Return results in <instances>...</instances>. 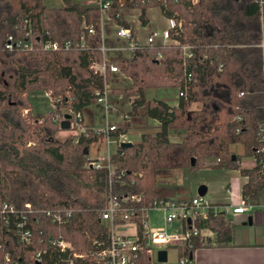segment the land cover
Returning <instances> with one entry per match:
<instances>
[{
    "label": "trees",
    "instance_id": "1",
    "mask_svg": "<svg viewBox=\"0 0 264 264\" xmlns=\"http://www.w3.org/2000/svg\"><path fill=\"white\" fill-rule=\"evenodd\" d=\"M113 1L117 7L119 0ZM62 2L52 8L43 0H0V210L3 204L13 206L17 214L25 213L26 225L36 236H61L83 252L96 236L106 234L98 216L109 195L139 194L146 202L161 199L162 179L203 167L208 157L218 160L217 167L238 169L247 177L241 197L250 207L257 206L264 192L259 141L264 122V31L254 0L170 2L164 14L181 21V31L172 30L171 37L190 46L192 56L185 59L179 47H144L109 59L105 77L91 69L92 60L102 58L98 10L72 0ZM89 26L96 29L95 35L87 34ZM82 35L85 50L3 49L8 37L61 44L78 42ZM109 65L120 73L111 74ZM105 85L111 88L109 103L115 112L126 116L113 123L116 129L108 138L139 132L140 139L128 148L116 145L108 163L96 170L90 166L88 147L104 136L96 133L94 124L85 123V116ZM148 91H171L178 101L173 105L148 98ZM43 92L59 98L56 109L35 113L30 97ZM126 105L128 110H123ZM69 108L81 115L85 133L60 139L53 119ZM171 135L180 139L171 141ZM233 146H240V154ZM241 158H252L253 167L239 168ZM107 164L114 177L109 178ZM26 205L32 214L25 212ZM58 211L72 212L67 225L51 224L47 212ZM20 221L21 214L7 212L0 219V258L9 254L20 264H35L34 244L19 243L13 233ZM233 231L232 218L223 212L212 214L207 233L179 247L178 255L190 258L197 248L228 246Z\"/></svg>",
    "mask_w": 264,
    "mask_h": 264
},
{
    "label": "built area",
    "instance_id": "2",
    "mask_svg": "<svg viewBox=\"0 0 264 264\" xmlns=\"http://www.w3.org/2000/svg\"><path fill=\"white\" fill-rule=\"evenodd\" d=\"M182 0H119V5H115L113 0H79L77 3L82 6H93L99 12L98 33L100 35V61L92 60L91 69L103 77L106 76V69L109 63L107 52L122 51L126 55L136 50L158 45L160 47H179L183 57L188 59L192 56L190 46L181 45L177 39L171 37V31L176 34L181 31V21L174 16L165 15L170 2L178 3ZM190 5H197L199 0H187ZM260 12L261 32L264 31V0H254ZM159 10L163 18L170 24L167 29L161 32L151 31L145 36L141 32L149 23L147 11ZM109 26L114 31L113 39L122 42L123 46L118 48H108L106 46L105 28ZM87 34L95 35L96 29L93 26L85 27ZM110 30V32H111ZM262 49L264 44L261 45ZM72 48L87 49L83 35L78 42L66 41L61 44L46 41L43 43H32L27 40H14L8 37L3 43V49L8 52H33L37 49L44 52L68 51ZM159 59V57L157 58ZM110 73H120L119 68L109 65ZM264 73V69H263ZM264 86V84H263ZM48 104L49 110L56 109L59 98L53 97L49 92L42 94ZM179 97H183L180 92ZM96 104L103 106L106 114L115 111L109 103V86L105 85L100 93H96ZM264 109V101H263ZM26 113V112H25ZM65 115H69V127L75 125L79 128V134L85 133L82 126V117L79 113H74L70 108L62 112V116H56L53 121L60 129L61 122L65 121ZM126 118V116H124ZM114 124L107 123L103 129L94 130L104 136L108 145L120 146L123 143H130L127 135H119L117 140H110L108 134L115 131ZM259 141L264 154V122L259 127ZM106 159H95L90 163L91 168L100 170L104 168L103 163H108ZM218 162V160H217ZM109 178L114 177L115 172L109 164ZM245 182L247 177H243ZM250 206L241 197L232 205L215 206L205 197L196 195L188 200L179 199H154L145 201L142 195L114 196L109 195L107 203L98 216V221L105 225L106 234L96 236L90 243V247L83 251H75L72 244L61 236L42 234L36 236L34 228L27 227L25 213L22 221L14 224L13 233L18 242L30 246L34 244L35 252L32 260L35 264H152V249L157 251L174 248L178 252L179 247L188 245L189 241L200 235V226L208 221L212 214L223 212L225 216L232 218L235 215L244 214ZM151 211L162 214L163 228H150L148 217ZM17 217V212L13 206L3 204L0 210V219L5 213ZM25 212L32 214L29 205L25 206ZM52 225L64 226L69 223L72 217L71 211L47 212ZM4 220V219H3ZM190 223H187V222ZM37 222V221H35ZM8 226V224H6ZM131 226L134 231L130 234L118 232L119 228ZM1 230V229H0ZM168 263V262H167ZM0 264H20L19 259L12 258L6 254L0 258ZM22 264V263H21ZM176 264H191L188 256L177 257Z\"/></svg>",
    "mask_w": 264,
    "mask_h": 264
},
{
    "label": "rangeland",
    "instance_id": "3",
    "mask_svg": "<svg viewBox=\"0 0 264 264\" xmlns=\"http://www.w3.org/2000/svg\"><path fill=\"white\" fill-rule=\"evenodd\" d=\"M72 1L78 2L79 0H72ZM43 2L47 7H52V8L60 7L63 4L62 0H43ZM147 16H148L149 23L147 24L146 28H144V30L141 32L143 36H145L148 32H151V31L161 32L167 29V27L170 25L163 18L159 10H155L152 12L147 11ZM110 30L111 28L109 26L105 28V36L107 39L111 40L114 36V31L111 30L110 32ZM263 55H264V48H263ZM113 79L114 78H110V80H113ZM111 86L112 85L110 83V87ZM109 89L111 90V88ZM43 93H35L31 95L30 97L31 101L33 100V103L35 102V99L37 101V106L33 107L34 111L37 110V107L39 105L42 107L46 105L45 103H43V100H42ZM109 95H110V92H109ZM146 95L148 98H156L159 100L166 101L169 104H175L178 101V99H176L177 96L174 95L173 92L171 91L170 92L169 91H148ZM113 98L115 97L113 96ZM117 99H120V97H118ZM111 100H113L112 96H111ZM114 105L116 106V104ZM128 108H129L128 105H126L123 110H128ZM43 110H47V109H43ZM122 118H124V116H120V114H118L115 111L110 114H106L103 106H100L98 104L89 108V111L88 113H86V116H85V120L87 121V124L92 123L95 125L96 129H100V130L103 129L107 123L113 124L114 122H117V121L120 122ZM78 134H79V128L73 125L69 127V129L67 130H61L58 133V138L60 139L70 138L73 136H77ZM127 136L131 138V134L130 135L128 134ZM174 136H179V135H174ZM139 139H140V133L134 132V135L131 138L132 142H137L139 141ZM179 139L180 138L178 137H173L171 140L177 141ZM114 150H115L114 145H108L106 139L101 138L97 142L91 144L88 147L89 158L92 160H95L96 158L106 159ZM211 161H212L211 159H206L203 167H200L195 170L182 169V170L172 173V175H170L169 177L162 179L161 182H163L164 185L168 186L167 188H171V189L178 188V193L174 194L173 197H170L169 199L179 198L180 200H188L189 195H191V193H193L194 191L196 193L198 187L202 185L207 186L208 188V195H206V198L210 197L211 194L217 196V198H223L224 187L226 186L225 183L227 181L226 180L227 177H226V174H224L225 173L224 169L219 168V167L218 168L212 167ZM148 218H149L148 224L150 228H163L164 227L163 222H162V214L160 212L151 211L149 213ZM131 231H132L131 226L123 227L120 229L121 233H129ZM166 251H167L168 264H176L178 252L174 248H167ZM151 254H152V259H153L152 264H160L157 262V249L155 248L152 249Z\"/></svg>",
    "mask_w": 264,
    "mask_h": 264
},
{
    "label": "crops",
    "instance_id": "4",
    "mask_svg": "<svg viewBox=\"0 0 264 264\" xmlns=\"http://www.w3.org/2000/svg\"><path fill=\"white\" fill-rule=\"evenodd\" d=\"M106 46L108 48H118V47H122L123 44L122 42L114 40L112 38L111 40L106 39ZM124 55L126 54L122 51L107 52L108 59L124 56ZM115 79L119 80L120 79L119 75H117ZM42 100L43 103H45L46 105L43 107L39 105L36 111H34L33 109L35 113L45 114L50 111L47 102L45 101L43 96H42ZM32 106L33 107L37 106L36 99L34 103L32 100ZM43 109H47V110H43ZM85 123L87 124L86 120ZM133 135L134 133L131 134V138ZM173 137L180 138V136L173 135L170 137V140ZM128 138H129V142L131 143L132 142L131 138L129 136ZM232 149L236 150L239 154L241 152L240 147L238 146H233ZM96 159H101V158H96ZM207 159L212 160L211 161L212 167L218 168L216 166L217 163L216 158L208 157ZM238 165L239 168L241 169H250L251 167H253L254 162L252 158H241ZM224 172H225L224 174H226L227 181L225 183L226 186L224 187L223 198H217V196L212 194L210 195V197L206 198V195H208V188L207 186L202 185L206 189L203 197H205L213 205L224 206V205H232L234 203L236 206L238 200L241 199V187L242 184L245 182V180L243 179V177H241L238 169H224ZM167 187L168 186L164 185L163 182L159 184V189H160L159 194L163 199H169L170 197H173L174 194L178 193V188L171 189ZM200 187L201 186H199L198 189ZM197 191L196 193L195 191L191 193L188 199L198 195ZM249 218H251L252 221L251 225L244 224L248 222ZM232 220L234 224L233 242L225 247L212 246V247H203V248L195 249L191 256L192 257L191 264H264V192L261 195L259 204L257 206L248 208L244 214L233 216ZM120 229L121 228L118 229V232H120ZM133 231L134 228L132 227L131 232L124 234H130ZM200 233L201 234L207 233L206 223L200 226Z\"/></svg>",
    "mask_w": 264,
    "mask_h": 264
},
{
    "label": "water",
    "instance_id": "5",
    "mask_svg": "<svg viewBox=\"0 0 264 264\" xmlns=\"http://www.w3.org/2000/svg\"><path fill=\"white\" fill-rule=\"evenodd\" d=\"M70 119V116L69 115H65V121L61 122L60 124V130H67L69 129V122L68 120ZM131 146V143H123L120 145V147L122 148H128ZM195 164V160L192 159L191 160V166H194ZM205 187L204 186H201L198 191H197V194L199 196H204L205 194ZM187 223H190L189 221ZM252 221H251V218L248 219V222L247 223H244V224H248V225H251ZM192 260V257H190V261ZM157 262L160 263V264H168L167 263V251L166 250H162V251H158L157 252Z\"/></svg>",
    "mask_w": 264,
    "mask_h": 264
}]
</instances>
